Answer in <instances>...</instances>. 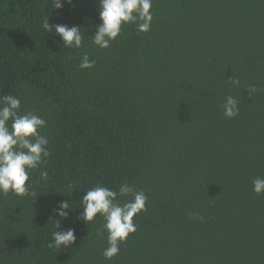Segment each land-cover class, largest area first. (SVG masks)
Wrapping results in <instances>:
<instances>
[{"label":"trees","instance_id":"trees-1","mask_svg":"<svg viewBox=\"0 0 264 264\" xmlns=\"http://www.w3.org/2000/svg\"><path fill=\"white\" fill-rule=\"evenodd\" d=\"M150 11V31L125 25L100 49L98 0H0V96L46 120L50 151L30 171L34 195L0 193V264H264V193L252 190L264 178V0H153ZM47 17L79 26L82 47L64 48ZM85 53L91 69L79 68ZM122 184L144 191L146 211L108 260L103 218H75L85 191ZM60 201L67 219L52 211ZM56 219L76 230L71 248L49 247Z\"/></svg>","mask_w":264,"mask_h":264},{"label":"clouds","instance_id":"clouds-1","mask_svg":"<svg viewBox=\"0 0 264 264\" xmlns=\"http://www.w3.org/2000/svg\"><path fill=\"white\" fill-rule=\"evenodd\" d=\"M64 3L72 4L73 0H52V7L62 9ZM98 6L101 23L96 25L95 34L91 37L92 42L100 49L108 48L125 25H134L138 33L151 30L153 15L150 10L153 0H98ZM42 27L47 33L54 32L58 35L64 48L82 47L84 34L79 26L52 25L47 17ZM94 65L95 60H90L87 53L82 55L80 69H91ZM230 82L233 85L239 84L238 79H231ZM20 109L21 100L18 96H0V193L4 195L9 192L17 196L34 195L29 191L30 171L41 168L50 156L48 138L40 132L46 126V120L33 112L21 114ZM222 109L226 118H235L239 114L238 101L229 95L225 98ZM40 178L46 181L48 172L41 170ZM252 190L257 195L264 193V178H255ZM118 197L127 199L121 202ZM147 199L144 191L136 190L128 184H122L118 191L97 185L84 192L83 211L75 219L88 224L98 215L103 218L102 230L107 232L108 243L103 256L111 260L119 254L121 244L127 241L129 235L136 232L134 217L146 211ZM69 204L68 201H60L52 211L59 218L67 219L70 215ZM55 229L49 247L61 249L63 245L64 249L71 248L77 239L76 230L68 228L58 231L61 229L60 219H56ZM103 231L98 234L102 235Z\"/></svg>","mask_w":264,"mask_h":264}]
</instances>
